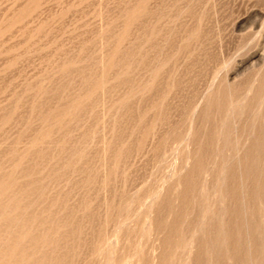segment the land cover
<instances>
[{
	"label": "rangeland",
	"instance_id": "374dc122",
	"mask_svg": "<svg viewBox=\"0 0 264 264\" xmlns=\"http://www.w3.org/2000/svg\"><path fill=\"white\" fill-rule=\"evenodd\" d=\"M0 264H264V0H0Z\"/></svg>",
	"mask_w": 264,
	"mask_h": 264
},
{
	"label": "bare ground",
	"instance_id": "6f19581e",
	"mask_svg": "<svg viewBox=\"0 0 264 264\" xmlns=\"http://www.w3.org/2000/svg\"><path fill=\"white\" fill-rule=\"evenodd\" d=\"M9 226V225H8Z\"/></svg>",
	"mask_w": 264,
	"mask_h": 264
}]
</instances>
